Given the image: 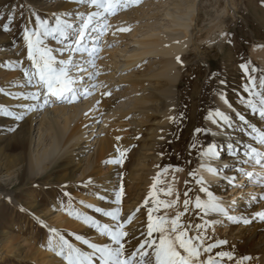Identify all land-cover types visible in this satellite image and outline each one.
<instances>
[{"label":"bare ground","instance_id":"obj_1","mask_svg":"<svg viewBox=\"0 0 264 264\" xmlns=\"http://www.w3.org/2000/svg\"><path fill=\"white\" fill-rule=\"evenodd\" d=\"M122 7L124 6L119 8L120 16L112 18L107 15L106 18L94 21L97 28L107 25L102 35L92 32V26L89 27V36L98 37L95 41L98 51L94 57L90 58L87 53H76L73 56V61L86 69L84 72H77L75 69L72 71V75L79 80L76 85L77 99L69 103L50 98L48 105L28 113L19 121L6 115L5 112L20 114L25 111L23 106L36 103L22 99V94L26 95L36 90L27 83L22 71V69L32 71L31 61L27 59L28 51H25V30L38 29L40 21H47L42 19V16L51 20L50 23L47 21L49 26H54L57 18L71 23L73 35L68 40L58 42L59 37L45 38V46L52 49L57 60H66L70 53L67 50L61 53L59 50L67 49L76 38L75 34L82 24L77 14L87 17L90 12L97 9L89 5L86 0L84 3L72 0H28L22 41L14 42L0 33V110L3 114V117H0L1 139L4 140L5 147H12L18 151L10 164L6 165L7 169H13L6 176L21 180V184H24L42 176L55 163L65 159L68 161L67 164L70 162L75 165V169H79V174L73 176L72 185L88 186L94 193L90 203L100 207L103 212L120 209L119 219L116 221L103 213V218L97 219L99 225L111 227L123 225V231L127 233L122 241L125 256H131L136 252L146 239L158 242L160 235L158 232H153L150 238L147 235L148 216L151 214L153 222L157 218L166 220L165 227L168 229L171 228L172 220L179 217L178 226L186 231L187 236L200 237L196 243L201 244V260L206 261L211 256L217 264H228L230 261L215 258L213 251H204L208 245L201 240V228L189 218L188 206L191 196L187 195L189 185L185 177L192 175L197 179L193 184L191 183L195 190L194 196L199 195L201 201L208 199L207 194L200 191L201 184L198 181L202 180L203 186L227 209L228 215L236 217L241 222H233L219 213L205 214L195 205L194 213L201 212L211 222L223 224V228L227 229L225 239L229 242V246L242 255L241 263L264 264V219L258 215L264 213V198H262L264 167L259 165L257 168L256 164H252L254 160L249 163L250 160L243 155L245 146L249 144L258 151L264 152V145L256 143L251 138V129L248 127L249 124L256 125L264 130V121L259 125L246 118L247 124L240 121L237 116L239 112L224 89L216 93L214 104L208 103L205 110L201 106L196 108L192 95L191 97L185 95L187 88L201 75L202 61L208 64L207 72L210 75L214 71V65L230 59L233 55L228 53L231 49L228 41L230 34L247 39L245 28L237 20L236 3L231 0L223 2L161 0L153 12H149L148 7L139 5L130 11L132 15L128 14L130 12H122ZM246 7L249 9V5ZM128 19L132 21L128 23ZM142 19L144 23L141 22ZM256 20L264 27V13H260ZM257 35L264 36V33L259 30ZM85 44L91 47L93 40L86 38ZM232 47L235 48L234 45ZM238 53L235 54L237 59ZM254 54L260 57L259 62L264 68V51H257ZM148 55L157 59L149 60L143 66L144 75H138L131 67L142 66L144 58ZM177 57L180 58V62L177 61ZM89 59L93 60L94 67L88 63ZM156 62H161V65L154 70L152 65ZM141 76L144 79L146 77L163 79L170 84L169 87L158 90L170 103L165 110H161V113L157 112L160 113L159 115H154V112L146 109L148 104H152L151 97L157 88L140 81L138 77ZM125 82L127 106L125 109L113 108L112 97L122 98V95L114 92L115 88ZM106 92L110 94L104 95ZM221 96L224 98L222 99ZM40 102H43V98ZM103 105L109 107L99 111L98 109ZM217 110L231 117V126L223 124L218 117H215ZM119 127L123 128L125 136L123 139H115L118 142L115 141L112 145L113 140L111 141L110 135L117 134V131L122 129ZM8 132L9 134L6 135ZM186 139H190V145L182 160L187 162L185 167L187 173L177 174L178 176L173 179L171 175L167 178L168 181L165 178L159 181L160 189L155 203L151 206L155 189L153 184L159 180L157 172L161 171L165 164L170 166L176 164V157L182 151ZM209 144L219 147L217 149L220 153L219 159H210L201 155ZM229 144L236 150L240 147L239 159L248 162L237 165V157L228 154ZM122 149L126 151L124 161L128 176L125 179L124 190H118L114 186L121 177L119 165L115 161L118 152ZM107 154L110 157L105 158ZM196 156L198 159L194 162L192 159ZM209 166L220 169V172L216 175L211 174L207 171ZM236 167H242L245 172L254 174L249 181V184L256 181L254 195L242 197L233 191L243 178V182L248 179L237 173ZM233 176L236 179L234 183H230V178ZM238 189L244 193L243 189L242 191L241 188ZM117 193L121 194L119 204L115 203ZM196 199L197 196L195 201ZM185 200L189 201L187 207ZM51 203L54 205L53 202ZM82 212L84 217H90L89 211ZM32 215L36 216L35 212ZM243 220H248L249 223H243ZM61 228L86 234L88 238L86 241L89 243L112 244L108 236L102 235L96 226L95 230L90 231L88 226L83 227L73 219H68L49 227L50 235L45 241L48 252L44 253L34 247L30 255L23 253L22 258L27 257L35 264H67L62 256L56 254V251H59L61 237L81 252H92L83 240H80L84 245L82 247L78 246L77 241L69 240L62 233ZM50 241L54 249L52 251L49 250ZM16 248L21 254L23 250L21 245H17ZM148 252L151 253V249H148ZM93 260L94 264H99L98 254ZM137 260H139L138 253ZM151 264H154V258Z\"/></svg>","mask_w":264,"mask_h":264},{"label":"rangeland","instance_id":"obj_2","mask_svg":"<svg viewBox=\"0 0 264 264\" xmlns=\"http://www.w3.org/2000/svg\"><path fill=\"white\" fill-rule=\"evenodd\" d=\"M72 1L75 2L76 0ZM160 1L161 0H140L137 4L128 3L127 6L123 5L124 7H122L121 10L122 12H130L133 8L143 5L144 7H148L149 12H153ZM223 1L224 0H219V2ZM231 1L236 3L238 8L237 20L240 22V25L245 28L247 39L244 40L245 38L243 36L230 34L228 41L230 42L231 49H229L230 51H228V53L233 54L234 56L232 55L230 56V59L223 60L221 63L214 65V71H212L210 75L207 72L208 64L202 61L201 75L194 84H191L187 88L185 95L187 97H191L192 95L195 99L194 102L196 103V108L198 109L199 106H201L204 107L205 110L208 103L214 104V97L216 93L224 89L226 95L232 99L240 115L244 114L246 119H250L252 122L259 125L261 124V120L258 114L253 113L246 104V101L249 99H252L253 102H258L259 97H253L248 91H246V88H254L255 92L261 93L262 87H264L261 85V80L264 78V68L259 62L260 57L254 54L257 51H264V36L257 35L259 30L264 33V27L259 25L256 20V17L260 13H264V0ZM27 5L28 0H0V33L14 42L22 41L21 39L25 29L27 15ZM246 5H249V9H247ZM119 13L120 10L116 11L114 15H110V17L116 18L120 16ZM128 14L132 15L131 12ZM42 19L47 20L49 23L51 22V20L46 17L42 16ZM142 20L143 21L141 22L144 23V19ZM130 21H132V19H128L127 22L129 23ZM246 23L250 26H247ZM231 45H234L235 48ZM25 51H28L27 47L25 48ZM237 53L239 57L238 59L235 55ZM154 59L156 60L157 58L148 55L144 58V64L142 63V66L136 65V67L134 65L131 69L138 75H144L143 66H145L149 60L151 61ZM160 65L161 62H156L152 65V68L156 70L160 67ZM242 65H246L247 70H245ZM225 69H227V71ZM253 69H255V71H253ZM138 78L140 81L142 80L144 83L157 88L151 97L154 102L152 101V104H148L146 109L154 112V115H159L170 103L158 90L167 88L170 84L159 78L148 79V77H146V79H144L142 76ZM250 78H254V85L249 83ZM114 92L122 95V98L115 99V97H112L115 99L112 100V104L114 103L113 108L117 107L119 109H125L127 106V83L125 82V84H119L115 88ZM106 107L107 105H103L102 108L98 110H106L109 106L107 108ZM2 115L3 114H1L0 110V117ZM124 119L125 117L123 116L122 120L124 121ZM123 131V128L118 130V136L117 134L110 135L111 141L113 140L112 145L115 141L118 142V140L115 139L124 138L125 131ZM9 132L6 135H8ZM1 136L2 134L0 132V264H35L27 257L22 258V255L25 253L30 255L34 247L44 253L48 252L45 241L50 235L49 227L55 226L58 222L73 219L77 222V224L83 225V227L88 226L90 231L95 230V226L93 224L85 222V219H83L85 217L82 211H89V218H91L92 221L98 222V224V219L103 218V211L97 212L95 209L101 208L96 207V205L94 206L93 203H90V200L94 197V193L91 192L88 186L82 184L72 185L73 176H77L79 174V169H75V165L70 164V162L67 164L68 161L65 159L60 160L42 176L21 184V180H14V178L6 176L13 170L12 168L7 169L8 167L6 165L8 163L10 164L18 151L12 147H5L4 140L1 139ZM189 145L190 139H186L181 151L183 153H178L176 157V164L174 166L165 164L162 170L157 172L159 180L155 182V187H153V189H155L153 195L154 197L151 200V206L155 203V198L157 197V193L160 189L161 184L159 181H163L164 178L168 181L167 178L171 175L173 179L178 176L177 174L187 173L185 169L187 162L185 163V161L182 160V157L187 154ZM217 149H219V147H217ZM237 150L240 152V147ZM125 152V149L120 150L116 158L120 161L117 164L119 165L121 178L118 184L114 186L118 190H124L125 179H127L128 176V170L124 161ZM108 157H110L109 154L105 156V158ZM197 159L198 156L193 157L192 160L195 162ZM251 161L252 160H250L249 163H251ZM74 163L76 164V162ZM252 164L256 163L254 162ZM249 165L251 166V164ZM256 165L258 168L259 165ZM248 171H250V169ZM160 178L162 180H160ZM185 180L189 185L187 195L191 196V202L188 206L189 218L192 222L196 224L198 223V226H200L202 231L201 240L205 245H213L211 252L213 251L212 253L215 258H222L225 261H230L228 264H243L241 263L242 255L237 253L235 249L228 245L229 242L225 239L227 229L223 228V224L211 222L201 212L200 214L194 213L195 197H199V195L194 196L195 190L192 187V184L197 181V179H195L192 175H186ZM243 180L244 178L236 185V189L233 190L236 191L235 194L242 197H248V195L252 194L254 195L256 181H253V184H249V181H251L250 179H246L244 182ZM238 188H241V191L243 189L244 193L240 192ZM199 198L202 200L201 197ZM239 199H241V197ZM51 202H53L54 205H52ZM34 212L40 220H38L36 216L32 215ZM185 226H187V224ZM61 231L69 240L77 241L79 247L84 246L80 240L84 241L88 239L86 234L81 232L77 233L76 230L70 231L69 229L61 228ZM212 235L215 237H212ZM77 236L82 239H76ZM219 241H225L226 243L219 244ZM17 245H21L23 249L21 254L18 253L19 250L16 248ZM220 252L229 253L232 258L229 259L227 256L220 257L217 255ZM18 254H20V256H18ZM254 264L259 263L255 262Z\"/></svg>","mask_w":264,"mask_h":264},{"label":"snow or ice","instance_id":"obj_3","mask_svg":"<svg viewBox=\"0 0 264 264\" xmlns=\"http://www.w3.org/2000/svg\"><path fill=\"white\" fill-rule=\"evenodd\" d=\"M78 3H84L85 0H76ZM86 2L97 9V11L90 12L87 17L82 14H77V18L82 21L81 27L78 29V33L75 34L76 38L67 46V49H60L61 53L67 50L70 55L64 60H57L56 56L53 54L51 48L45 46L46 37H59L58 42L63 40H68L71 35H73L72 29L73 25L66 20L57 18L54 26H49L47 21H40V27L36 30L24 32V41L28 49L27 59L31 61V69H22L27 83L30 86L36 88L35 91L29 92L26 95L22 94V99L36 101L35 104H29L23 106L25 111L20 114H15L12 112H5L6 115L12 116L15 120H23L24 117L37 109H41L48 105L50 98H55L57 101L74 102L77 99L78 90L76 85L79 80L72 75L73 69L77 72H84V69L80 64L73 61V56L76 53H87V55L92 58L98 49L95 47V41L98 37L89 36V27H91L92 32H98L103 34L107 29V25L97 28L94 25V21H98L102 18H106L107 15H114L119 8L124 5L127 6L128 3L137 4L140 0H86ZM121 31H127L128 29H120ZM90 38L93 40V46L85 44V39ZM177 61L180 62V58L177 57ZM89 64L94 67V62L89 59ZM245 70H247L246 65H242ZM255 71V69H253ZM223 83V81H222ZM250 84L255 83L254 78H250ZM261 84L264 85V78L261 80ZM253 97H259L258 102H253L252 99L246 101L247 106L251 109L253 113H257L260 120L264 121V92L257 93L254 88H246ZM110 93H104V95H109ZM21 98V97H17ZM41 98L43 102L41 103ZM223 99L224 97L221 96ZM215 117H218L219 121L225 125L231 126L232 119L230 116L217 110L215 112ZM240 121L247 124L245 117L237 113ZM215 122V121H214ZM251 129V138L258 144L264 145V130L256 125H248ZM14 130V129H13ZM199 131V130H198ZM119 139V138H117ZM228 154L230 156L237 157V165L245 164L248 160L239 159L240 153L231 144L227 148ZM201 155L209 157L210 159H219L220 153L217 150L215 144H209L207 149L201 153ZM245 157L249 160H254V162L261 167H264V152L258 151L252 145H246L245 151L243 153ZM119 163L120 161H115ZM203 166V165H202ZM211 174L216 175L220 172L218 168H212L209 166L207 168ZM235 171L241 175L246 176L248 179L253 178V173L245 172L242 167H236ZM236 177L230 178V183H234ZM201 184L200 191L207 194L208 199L206 201H201L197 197L195 201V207L197 209H202L205 214L209 212L219 213L224 215L227 219L233 222H241L236 217L228 215L227 209L216 199L212 192H210L206 187L203 186V181H198ZM155 187V184H153ZM151 195V192L149 193ZM120 193L116 194L115 203H120ZM264 198V197H262ZM189 201L185 200V206L187 207ZM97 212H102L103 210L97 208ZM71 214V213H70ZM120 209L116 208L112 211L103 212V215L110 217L112 220L116 221L119 219ZM78 215V214H77ZM261 219H264V213L258 214ZM86 223H91L96 226L102 235H107L111 240L112 244L108 245H97L89 243L88 241H83L88 244V247L92 249L91 253L81 252L79 249L68 244L67 241L60 238L59 251H56L58 256H62L67 264H94L93 257L97 256L99 264H151L152 258H154V264H217V261L211 256L208 260H201V244L196 243L200 240V237H191L186 235V231L181 230L178 226V219L172 220L171 228L165 227L167 221L163 218H157L153 222V217L151 214L148 216V237L150 238L153 232H158L159 239L156 240L146 239L139 247L136 249L131 256H125L124 244L122 243L127 233L123 231V225H116L111 227L109 225H99L98 222L92 221L90 218L85 217ZM243 223H249L248 220H243ZM200 227V226H197ZM54 231V230H53ZM76 239L80 240L81 237L77 236ZM219 244L226 243L225 241H219ZM112 245H115L113 247ZM213 245H209L204 248L205 252H210ZM151 249V253L148 252ZM49 250H54L49 242ZM137 253L139 254V260H137ZM220 257L227 256L231 259L229 253L220 252L217 254Z\"/></svg>","mask_w":264,"mask_h":264}]
</instances>
